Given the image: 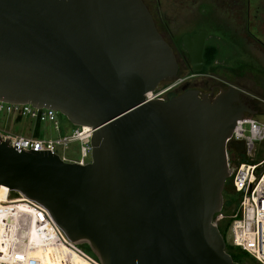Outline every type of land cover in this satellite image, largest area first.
I'll return each mask as SVG.
<instances>
[{"label": "water", "instance_id": "95a60500", "mask_svg": "<svg viewBox=\"0 0 264 264\" xmlns=\"http://www.w3.org/2000/svg\"><path fill=\"white\" fill-rule=\"evenodd\" d=\"M204 36L183 39L193 72ZM177 71L141 0H0V102L93 130L85 166L0 138V185L43 206L100 264H239L213 219L226 141L255 114L253 96L230 86L213 100L190 89L147 97Z\"/></svg>", "mask_w": 264, "mask_h": 264}, {"label": "built area", "instance_id": "2783aa9c", "mask_svg": "<svg viewBox=\"0 0 264 264\" xmlns=\"http://www.w3.org/2000/svg\"><path fill=\"white\" fill-rule=\"evenodd\" d=\"M185 79L176 78L168 82L166 86L157 88L149 93V99H163L173 88L181 85ZM264 103V101H261ZM253 116L245 115L237 120L231 136L226 141V153L229 167L228 181L232 192L238 197L237 217L231 221L230 228L226 235L230 240L225 243L235 249L246 253L257 264H264V113L258 119V112L254 111ZM56 112L47 109H37L30 105H16L0 102V119L3 115L7 117H28L38 122H52L57 129ZM93 130L88 126H77L68 136L56 140H43L35 136H23L10 134L0 130V138L17 151L24 153H50L57 155L56 146H63L66 149L70 143L80 145V158L78 161H68L64 156L59 158L66 163H75L80 166L87 165L86 159L91 156L90 139ZM243 143V152L238 154L235 146ZM263 154V159L255 163L257 154ZM90 163V162H89ZM0 185V220L4 222L19 223L28 222L30 227L34 222L50 225L53 233L59 237L60 243L64 244L73 253L83 259L85 264H100L95 256H92L81 248L80 244L73 243L61 234V229L53 221L47 210L40 204L24 198L21 194L11 191L8 187L6 196L1 197L2 187ZM14 194V196H11ZM23 199H20L22 197ZM28 208V209H27ZM18 212L20 218H13ZM19 219V220H18ZM44 227V226H43ZM45 228V227H44ZM10 243L13 237L10 236ZM21 244L24 243L20 242ZM13 251V250H12ZM16 262L8 260L0 264H21L23 255L12 254Z\"/></svg>", "mask_w": 264, "mask_h": 264}, {"label": "rangeland", "instance_id": "374dc122", "mask_svg": "<svg viewBox=\"0 0 264 264\" xmlns=\"http://www.w3.org/2000/svg\"><path fill=\"white\" fill-rule=\"evenodd\" d=\"M264 1V0H260ZM208 11L210 8H206ZM202 10L196 9L193 17L201 16ZM262 10V9H261ZM212 17L214 25H221L222 27L218 29H212V35L206 40L205 51H204V67L201 71L195 72L202 75H211L214 71L220 72L224 70L227 73H230L232 76H236L237 81L244 86H247L250 90L259 94L264 101V37L258 41L252 37H243L240 33V27L235 26L231 21L238 23L239 26L241 23L239 19L232 18V15L229 13V10L225 8L212 9V13L209 14ZM213 25V26H214ZM236 28L238 30H236ZM216 35H220L221 38H216ZM263 45V46H262ZM229 75V74H228ZM241 75V76H240ZM186 76H189L186 72H183L182 75L178 78L186 79ZM203 78L201 77H195ZM168 84V83H167ZM163 85L160 84L159 88ZM253 111L258 112V119L262 117L264 113V103L261 101H253L251 103ZM15 117H7L3 115L0 119V130L10 133L23 136L35 135L39 139L43 140H56L64 136H68L75 129L63 115L56 114V121L58 128H55V125L52 122H38L34 119L28 117H22L21 119L14 120ZM80 145L78 143H70L67 145L66 149L63 146H56V153L59 156H64L68 161H78L80 158ZM263 159V154H257L255 157V163H259ZM87 163L91 162V156L86 159ZM2 188L1 197L6 196L7 189ZM11 196H14L12 194ZM224 205L221 212L217 213L214 216L213 222L218 226L222 225V230L228 233L231 224V217L235 215L238 216L236 209L238 208V197L232 192L229 182L225 184L224 192ZM237 215V216H236ZM16 219V218H15ZM19 220V219H18ZM9 234L13 231H17V234L13 236V242H28L39 237L40 231H37L36 225L34 222L33 226L30 227L28 222H19L12 224L8 221ZM16 226V227H15ZM35 226V227H34ZM46 229V239L47 236L53 237V231L47 223L45 224ZM31 233H34V238L31 239ZM12 234V233H11ZM21 234V235H19ZM45 237V235H44ZM6 239V233L3 227V221L0 220V262L6 260L16 262L17 259L9 253L12 251L10 249L9 236ZM15 240V241H14ZM230 240V235L227 236L226 241ZM46 245L48 241H45ZM21 244V243H20ZM15 246V245H14ZM13 247V243H12ZM11 247V248H12ZM24 247V246H23ZM22 247V248H23ZM21 248V249H22ZM68 250V249H67ZM59 254L58 259L60 262L58 264H83L76 256L67 254V251ZM14 251V250H13ZM23 255V261L21 264H54V262L48 257L47 253H37L35 251H20ZM244 264H255L251 260H247Z\"/></svg>", "mask_w": 264, "mask_h": 264}, {"label": "flooded vegetation", "instance_id": "af4514ba", "mask_svg": "<svg viewBox=\"0 0 264 264\" xmlns=\"http://www.w3.org/2000/svg\"><path fill=\"white\" fill-rule=\"evenodd\" d=\"M148 10L155 28L163 40L171 47L178 65L177 78L186 72L185 81L173 88L167 93L163 100L180 95L184 90H195L199 96L205 95L208 99L213 100L215 96L221 91L226 90L230 86H235L246 91L253 96L252 99H245V103L252 110L251 103L253 101H263L261 96L250 90L247 86L241 85L236 76H232L231 71L227 73L224 70L220 72L214 71L211 75H200L192 71L188 50L183 42L185 37H189L193 41V37L200 33L205 34L204 51L206 40L211 37L212 29H218L221 25H214L212 17V9L225 8L229 10L232 18L236 21L239 19L241 25L231 21L235 26L240 27V33L243 37H252L260 41L264 37V1L260 0H141ZM207 7L210 9L206 11ZM202 9L201 16L193 17L196 9ZM262 9V10H261ZM214 25V26H213ZM236 30H238L236 28ZM216 38H221L216 35ZM263 46V45H262ZM203 51V60H204ZM204 67V66H203ZM203 69V68H202ZM229 74V75H228ZM203 78H195V77ZM241 76V75H240ZM168 82H163L162 87L166 86ZM162 84V83H161ZM218 226V224H217ZM5 231V230H4ZM21 235V234H19ZM15 236V233L13 234ZM15 241V240H14ZM17 243V241H16ZM226 244V243H225ZM28 247V246H27ZM44 250L41 246L37 247ZM25 251L28 252L27 248ZM19 251H10L11 254H16ZM32 252V251H30ZM39 253V251H37ZM44 253V252H40ZM59 254L48 257L58 264L60 258ZM15 257V256H13Z\"/></svg>", "mask_w": 264, "mask_h": 264}, {"label": "trees", "instance_id": "16d2710c", "mask_svg": "<svg viewBox=\"0 0 264 264\" xmlns=\"http://www.w3.org/2000/svg\"><path fill=\"white\" fill-rule=\"evenodd\" d=\"M19 119H21V118H19ZM3 188H6V187H3ZM19 197H22V196H19ZM20 199H23V197L20 198ZM234 216L231 217L232 220L234 219ZM13 218H20L19 215H18V212L15 214V216H13ZM36 223H37V225H36L37 231H40L39 237L38 238H35L34 240H31V241H28V242H24L22 244H20L19 242H17L16 244H15V242H12L13 243V247H12V243H9L11 250L19 251L20 252L22 250L25 251V249L27 248L28 251H35V252L39 251V253L40 252H44V253H47L48 255L54 256V255H57V254H61V253L65 252V250L68 249L69 251L67 250L68 251L67 254H71L73 256H76V254L73 253L69 248H67L64 244H62V243L59 242L60 241L59 237L56 236L54 233H52L53 234V237L51 235L50 236H47L48 239L45 240L46 239V229L44 228L45 227V224L43 225L44 226L43 227L42 224L39 221L36 222ZM8 224H9L8 221L7 222H4L3 221V227H4V230H5V233H6V239L7 240H8V238H7L8 236L9 237L10 236L13 237V234L14 233L17 234V232H18V230L17 231H14V232L12 231L11 232L12 234L11 233L9 234V229H11L10 226L12 227V225L9 226ZM218 228H219V231H220L221 235L223 236L224 240H226L227 233H226V231H223L222 230V225L218 226ZM44 235H45V237H44ZM30 236H31V239H33L34 238V233H31ZM62 236L65 237L64 235H62ZM45 241H48L47 242V245H46V242ZM38 246H41V248H44V250H42V249L36 250V249H38L37 248ZM81 248L83 250H85L86 252H88L89 254H91L92 256H94L91 253L90 249L86 245H81ZM226 251L231 256V258L233 259L234 262H237L239 264H244L245 261L251 260L252 262H254L255 264H257L246 253H244V252H242V251H240L238 249L233 248L232 246H230L227 243H226ZM76 257L81 262H83V264H85V262L83 261L82 258H80L78 255Z\"/></svg>", "mask_w": 264, "mask_h": 264}, {"label": "bare ground", "instance_id": "6f19581e", "mask_svg": "<svg viewBox=\"0 0 264 264\" xmlns=\"http://www.w3.org/2000/svg\"><path fill=\"white\" fill-rule=\"evenodd\" d=\"M2 187H4V186H2ZM25 198V197H24ZM48 212V211H47ZM50 215V214H49ZM61 232H62V234L66 237V238H68L65 234H64V232L61 230ZM71 242H73V241H71ZM74 243V242H73Z\"/></svg>", "mask_w": 264, "mask_h": 264}, {"label": "crops", "instance_id": "0c3cea01", "mask_svg": "<svg viewBox=\"0 0 264 264\" xmlns=\"http://www.w3.org/2000/svg\"><path fill=\"white\" fill-rule=\"evenodd\" d=\"M16 119L18 120L19 118H16V117H15V119H14V120H16ZM30 136H34V135L32 134V135H30Z\"/></svg>", "mask_w": 264, "mask_h": 264}]
</instances>
